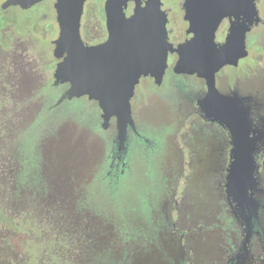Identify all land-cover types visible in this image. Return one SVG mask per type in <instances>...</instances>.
<instances>
[{"label":"rangeland","instance_id":"rangeland-1","mask_svg":"<svg viewBox=\"0 0 264 264\" xmlns=\"http://www.w3.org/2000/svg\"><path fill=\"white\" fill-rule=\"evenodd\" d=\"M3 1L0 0V5ZM183 1L162 0L174 30L171 36L174 42L185 38ZM257 8L264 22V0H257ZM100 16L91 5L87 7L86 37L103 32ZM0 28V48L3 49L0 50V264H115L125 242L130 244L134 264H142L144 253L153 257L154 264H172L166 248H175L178 243L186 245L187 258L193 263H218L232 242V232L220 212L225 200L221 198L218 185L193 166L196 154L191 147V134L183 137L194 118L185 124H181L177 116L170 119L172 121L146 118L145 111L155 104L152 101L144 103L142 110L138 108L142 97L153 98L155 93L168 91L172 75L161 88L142 79L133 99L136 120L141 129L149 133L153 147L146 149V153L142 147L130 151L129 172L123 188L126 204L119 206L118 217L96 213L79 219L60 200L41 201L46 191L37 186V181L48 186L64 181L71 193L81 191L88 180L87 171L92 167L89 150L88 165L78 173L71 164L73 158L53 155L44 149L45 138L35 154L39 170L36 181L21 186L16 180L19 162L14 147L19 135L35 121L30 109L36 115L45 101L54 104L62 93L53 87L57 60L52 54V39L57 38V33L53 35L50 29L57 31L55 13L42 4L30 10L11 7L6 12L0 11ZM254 36L259 86L264 71V23L256 28ZM18 37L23 42L13 48L8 40ZM23 51L26 58L13 53ZM194 80L193 83L205 87L203 81ZM74 101L77 103L69 106L73 116L61 127L72 129L71 137H76L80 147L84 141L89 145L91 136L92 147L102 141L107 154L115 128H96L100 121L96 103L83 98ZM28 110L32 121L25 117ZM67 166L69 172L65 170ZM261 174L264 177V167ZM121 223L131 230L133 237L124 239ZM146 235L154 242L145 240ZM182 235L185 238H180Z\"/></svg>","mask_w":264,"mask_h":264},{"label":"water","instance_id":"water-1","mask_svg":"<svg viewBox=\"0 0 264 264\" xmlns=\"http://www.w3.org/2000/svg\"><path fill=\"white\" fill-rule=\"evenodd\" d=\"M86 1L6 0L2 5L4 10H27L40 3L55 8L59 35L54 41L57 65L53 85H68L55 107L81 98L96 102L103 128L108 129L112 121L116 124V142L122 148L129 127L134 126L131 102L142 77L149 76L160 86L166 70L173 67L177 76L203 81L206 89L196 103L209 121L223 125L231 134L233 147L225 187L233 215L250 236V217L259 210L264 194L258 187L260 165L256 162L264 129L252 127L248 107L237 94L228 97L217 85L221 72L233 75L239 61L247 56L245 30L241 40L237 39L236 26L230 28L224 43L216 40L224 18L244 15L239 1L184 0L185 38L170 42L168 13L162 0H148L145 6L142 0H106L108 38L97 46H88L81 35ZM247 22H261L256 0H250Z\"/></svg>","mask_w":264,"mask_h":264},{"label":"flooded vegetation","instance_id":"flooded-vegetation-1","mask_svg":"<svg viewBox=\"0 0 264 264\" xmlns=\"http://www.w3.org/2000/svg\"><path fill=\"white\" fill-rule=\"evenodd\" d=\"M5 1L6 0H4L3 3ZM147 1L148 0H142V5L145 6ZM229 1L233 2L234 0ZM238 1L244 15L240 16L239 19H236L235 17L224 18L216 32V40L220 44L224 43L230 32V28L235 26L239 28L236 30L238 36L237 39L241 40L242 31L245 30L247 56L239 61L237 71L233 75H230L228 72H221L217 80V85L219 90L225 93L228 97L231 96L232 93L237 94L243 100L244 106L248 107L252 127L254 129L258 128L262 130L264 129V110L262 108L264 104V71L261 83L257 86L256 53L258 49L256 47V38L254 35L256 28L264 22L261 21L258 25L256 23L247 22L248 14L250 16V0ZM3 3L0 5V11L6 12L9 8L6 10L2 9ZM105 3L106 0H87L85 2L84 14L81 21V35L88 46L100 45L108 38ZM90 5L92 6L93 11L100 12L101 16L99 23H103V32L99 36L95 37L85 36L86 30L84 28V22L87 7ZM47 7L51 8V11L55 13L57 31L51 29L50 31L53 35L57 33L58 38L59 24L57 21L56 10L53 6ZM166 11L168 13V10ZM166 28L168 30L169 41L174 42L171 40L174 30L171 28L169 13ZM18 38L19 39L9 38L8 42H11V45H14L13 48L16 44L19 45L23 42L21 40L22 38ZM57 38L52 39L54 48V41ZM54 48L52 49L53 56ZM0 50L2 51L3 49L0 48ZM25 52L26 51L13 53L16 56L19 55L21 58H26L27 54ZM169 75H172L173 77L170 83V89L162 93L153 94V98L150 97V95H147L145 98L142 97L139 100L138 108L142 110V105H144V103L152 101L155 104L152 108L148 109V111H145L146 118H167L169 121H172L177 116V118L180 119L181 124L183 122L185 124L191 117L194 118L190 124L189 131L186 132L183 137L188 138L189 134H191L190 140H193L191 147L193 152L196 154V162L193 166H195L198 171L205 172L209 175L210 178L218 185L219 190L221 191V198L225 200L224 206H220V212L222 213L223 220L232 232V242L228 245V249L224 252L218 263L212 264H264V194L259 210L252 217H250V236L247 237L244 224L239 217L233 215L232 213L233 203L230 201V198H228L225 187L227 182V172L230 164V153L233 147L231 134L223 125L209 121L208 118L205 117V114H203L202 110L199 109L196 100L198 99V96H200V93L204 92L206 87L202 88L193 83V78L187 79L184 77H178L174 74L173 67H169L166 70V76L160 86L154 84L149 76L144 78L142 77V79L148 80L154 85V87L161 88L165 85ZM67 88L68 85H62L60 88L56 89L63 92ZM133 99H135V96ZM133 99L131 105L134 126L129 127L128 136L122 148L118 146L115 134L107 154H105L106 144L102 141H99L98 144L96 143L97 145L95 144L92 147L91 136L90 144L88 145L87 142L84 141L83 147H80L79 144L77 145L76 137H71L72 129L69 130V128L65 129L64 127H61L62 124L69 120L67 118L73 116V111L69 110L68 106L72 101L64 102L56 107L55 103L50 105L49 101H45L44 106L39 108V110H36V115L35 111L30 109L32 110V116H34L33 120L35 119V121L32 122L29 127H26L25 131L19 135L14 147L16 159L17 162H19L16 171L17 183L21 186H28L36 181L35 176L39 170L38 159L35 157V154L36 150L39 149L40 144L45 138L46 141L44 149L53 155H61L63 157L69 156L70 158H73L74 162L71 164L78 173H82V168H84L85 165H88V159L86 157L89 150V163L92 167L89 171H87L88 180L85 184H83L81 191L71 193L66 187L64 181L59 185L58 182H52L50 186H48V184L44 185L38 180L37 186L43 188V190L45 189L46 191V195L41 199V201L48 203L60 200L59 202L64 204L68 211L72 212L74 216L79 219H82L83 215L90 214L91 216H94L96 213H106L118 217V212L120 210L119 206L126 204V201L123 199V188L125 186L124 182L127 171L129 172L127 169L129 168L130 151L134 148L142 147L146 153V149L153 147V143L148 135L149 133L141 129L136 120ZM96 107L97 117L100 120L96 123V128L100 127L104 129L97 103ZM30 110L27 111V114L25 115L26 118H28ZM32 116L31 118H28L30 121H32ZM93 122L94 120H92V124ZM108 126V128L114 127L115 132H117L116 124L113 121ZM161 127L167 128L163 126ZM77 132H80V130H77ZM261 134L263 137L264 134ZM74 146L76 149L71 150ZM70 150L74 151L72 155L69 154ZM95 159H97V161ZM256 162L260 165L257 178L258 187L264 192V177L261 174L262 168L264 167V142L260 147L259 152L256 153ZM65 170L69 172V166H67ZM142 208L143 207H141V210ZM143 216H145V213H143ZM174 227H176V225H174ZM120 228L122 234L124 235V239L133 237L131 230L125 228L122 223ZM161 228H165V226H162ZM180 238H185V235H182ZM144 239L154 242V239L147 237V235L144 236ZM129 246V243H123L124 249L121 251L120 256L116 258L115 264H134V256H132V249ZM166 252L169 253L170 261H168L172 264H196L187 258L188 250L184 243H178L175 248L173 246H169L166 248ZM141 260H143L141 262L142 264H154L153 257L147 256V253L142 255Z\"/></svg>","mask_w":264,"mask_h":264},{"label":"trees","instance_id":"trees-1","mask_svg":"<svg viewBox=\"0 0 264 264\" xmlns=\"http://www.w3.org/2000/svg\"><path fill=\"white\" fill-rule=\"evenodd\" d=\"M77 103V101H74V102H72V103H70L68 106H70V105H75Z\"/></svg>","mask_w":264,"mask_h":264}]
</instances>
